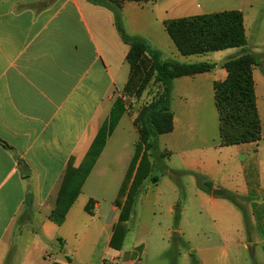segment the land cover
<instances>
[{
  "label": "crops",
  "instance_id": "0c3cea01",
  "mask_svg": "<svg viewBox=\"0 0 264 264\" xmlns=\"http://www.w3.org/2000/svg\"><path fill=\"white\" fill-rule=\"evenodd\" d=\"M232 10L242 13L248 41V35L253 36L252 25L264 17V0L127 2L121 20L128 36L144 39L163 61L215 64L208 72L172 82L173 130L168 133L166 164L172 197L165 207L167 237L180 196L174 175L184 174L180 184L186 198L175 232L188 248L208 250L189 243L199 238L208 243L209 235L228 241L219 236L215 221L203 224L202 211L210 207L220 218L226 211L233 219V224L222 225L235 234V243L223 246V255L231 254L236 264H264V156L263 160L259 157V142L221 146L219 135L215 140L202 133L207 123L209 127L217 124L219 131L213 85L227 78L223 64L242 51H217L211 62H207V53L182 56L163 24ZM128 51L112 12L87 0H0V141L7 145L0 144V264H74L83 243L91 240L90 256L99 240L102 254L90 264H137L141 260L137 246L123 249L127 231L120 250L109 246L120 214L115 200L138 140L133 125L136 114L126 104L137 81L124 90L130 78ZM257 66L252 76L263 133L264 103L258 98L264 100V75L255 74ZM117 98L126 111L58 225L49 215L67 166L77 169L84 163ZM151 176H156L152 170L134 205L140 195H146L144 184L152 183ZM161 180L158 177L153 184L159 186ZM206 183L211 191L234 194L238 204L207 192ZM96 220L99 235L92 233Z\"/></svg>",
  "mask_w": 264,
  "mask_h": 264
},
{
  "label": "trees",
  "instance_id": "16d2710c",
  "mask_svg": "<svg viewBox=\"0 0 264 264\" xmlns=\"http://www.w3.org/2000/svg\"><path fill=\"white\" fill-rule=\"evenodd\" d=\"M87 1L112 12L114 25L120 39L129 46L126 60L130 67V78L124 90H128L133 85L136 75L140 72L135 97L141 95L151 80L161 88L160 95L145 105L133 121L138 133V140L135 143L134 155L115 200V205L120 208V214L117 224L113 227V234L109 243L110 248L120 250L127 231L126 222L131 215L136 194L152 170L149 157L156 149V139L159 135L168 134L173 130V114L170 107L173 80L208 72L215 68V64L206 62L184 64L172 60L163 61L158 52L152 49L144 39L128 36L121 20L123 5L127 2L146 3L149 0ZM163 24L168 36L182 56L235 48L241 49L240 55L229 58L223 64V68L228 74L227 78L213 85L215 107L219 117V142L221 146L259 142L261 120L256 106L252 76L253 67L257 66L259 61L255 54L244 52L247 40L242 13L236 10L223 11L166 20ZM125 111L122 99L117 98L108 121L100 127L92 141L85 155L84 163L77 169H72L71 165L67 166L56 206L49 215L51 221L58 225L63 222L68 209L80 193L85 179L99 157L107 137L112 133ZM0 144L7 146L1 141ZM150 179L152 183L158 181L157 176H151ZM205 185L207 192H212L217 197L226 198L232 203L238 204L234 194L224 190L211 191V185L209 183ZM123 197L125 200L122 203ZM88 207L85 208L87 212H89ZM180 212L181 207L177 203L174 207V230L178 227ZM176 243L186 247V243L175 232L172 247L176 246Z\"/></svg>",
  "mask_w": 264,
  "mask_h": 264
},
{
  "label": "rangeland",
  "instance_id": "374dc122",
  "mask_svg": "<svg viewBox=\"0 0 264 264\" xmlns=\"http://www.w3.org/2000/svg\"><path fill=\"white\" fill-rule=\"evenodd\" d=\"M251 30L253 36L248 35L247 45L244 48V52L256 54L260 67L255 68L256 75H264V17L258 19L255 22ZM250 30V31H251ZM249 34V33H248ZM254 44V46H252ZM236 51V50H235ZM241 54V53H240ZM207 62L214 60L218 54L216 52L207 53ZM262 69V71H261ZM140 74L136 75V85L133 87V93L130 99L126 100V104L130 106L133 113H137L152 99L157 98L161 93V88L158 84L151 81L146 85L143 92L139 97H135V91L137 89ZM259 85V83H258ZM259 102L264 103L263 99L258 98ZM263 123H264V111L261 112ZM217 121V118H216ZM203 135L217 140L219 135L217 124L215 127H209L207 123L206 127L202 129ZM259 147V157L263 160L264 156V131L261 133V138L258 143ZM168 151H169V141L168 134L159 135L156 139V149L151 153L150 161L152 163V174L158 177H162L159 186L153 183L145 182L146 195H140L135 202L132 216L128 220L127 234L123 242L124 250H131L133 247H138L142 251L141 260L137 264H236V259L231 255H223V246L232 245L235 242V234H231L228 228H223V224L230 223L233 224V219L230 214L224 211L222 218L217 216L210 207H206L202 211L203 224L211 225L215 221L217 226L216 230L222 239H227L228 241H222L218 237H210L208 243L203 242L202 238L197 239L194 243H189L191 245H196L198 247H207L208 250L195 252L190 250L186 244L183 247L181 244L176 243V246L172 247L173 235L175 230L173 228L172 221V233L170 237H167V227L165 224V207L168 204V198H171V192L166 184V179L168 180V170L166 164L168 163ZM184 174L174 175V180L176 185L180 190V196L178 203L182 206L185 201V194L183 187L180 184L181 178ZM198 186V185H197ZM190 187L196 188V186L190 183ZM232 205V204H231ZM233 207V206H232ZM191 212L188 210V214ZM187 223L190 224L191 221L188 218ZM96 224V225H95ZM93 226L95 227L96 235H99V224L100 222L96 220ZM214 235V234H213ZM92 236V235H91ZM183 240V239H182ZM184 241V240H183ZM93 241H86L83 243L82 249L79 255L74 259V264H90L89 262H95L94 256H101L102 254V244L98 241V247L95 249L94 255H91ZM53 247V246H52ZM90 252V253H88ZM15 260L14 262H16ZM19 264V261L16 262Z\"/></svg>",
  "mask_w": 264,
  "mask_h": 264
}]
</instances>
